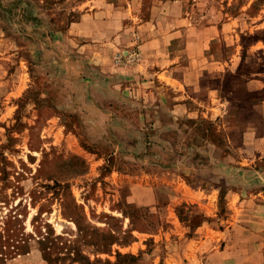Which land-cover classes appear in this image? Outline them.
<instances>
[{"label": "rangeland", "instance_id": "obj_1", "mask_svg": "<svg viewBox=\"0 0 264 264\" xmlns=\"http://www.w3.org/2000/svg\"><path fill=\"white\" fill-rule=\"evenodd\" d=\"M5 226L0 264H264V0H0Z\"/></svg>", "mask_w": 264, "mask_h": 264}, {"label": "trees", "instance_id": "obj_2", "mask_svg": "<svg viewBox=\"0 0 264 264\" xmlns=\"http://www.w3.org/2000/svg\"><path fill=\"white\" fill-rule=\"evenodd\" d=\"M76 207H77L76 205L72 204V209L74 211H76ZM67 218L69 219V221L72 220L70 216H68ZM16 220L17 218L12 216V218H6L5 222L6 223L9 222L12 224L16 222ZM71 222H73L77 231H80L76 221H71ZM45 226L46 229H49L50 231V228H48L49 226L48 225ZM49 235H50L49 233H46L45 236H38L39 238L36 240V244L39 246V251L41 253L42 260H44L47 264H56L59 259L56 256L57 255L56 253H58L61 250H65L64 255L67 256L68 258L69 256H71L69 258V262H70L69 264H74V263L80 264L78 259L79 258L82 259V258L79 256L80 254L76 252V250H73L72 247L65 246V244H61L59 246L56 243L57 241L53 242L52 240L48 239ZM21 237L22 236H19V232L13 231V229H11L8 226H5L3 227V229L0 230V262L5 261L9 257H12L14 254H16V252L19 251L21 252L25 250L27 246V242L26 239H22ZM30 239L31 238L29 235L28 240ZM105 239L107 240L108 243L105 246L102 245L96 246V251L98 252L107 251L106 249L109 248L112 244L116 243L117 241V238L112 236L111 234H107V236H105ZM54 240H58V239L54 238Z\"/></svg>", "mask_w": 264, "mask_h": 264}, {"label": "crops", "instance_id": "obj_3", "mask_svg": "<svg viewBox=\"0 0 264 264\" xmlns=\"http://www.w3.org/2000/svg\"><path fill=\"white\" fill-rule=\"evenodd\" d=\"M173 70H165V71H159V72H157V74H160L161 73V75L162 76H164L167 80H169V81H173V82H176L177 83V86H182L181 85V81L180 80H178L177 79V77H175V74H173V72H172ZM159 76V75H158ZM103 80H97V83L95 84V85H98V87L99 88H103L102 86H103ZM174 88H176V87H174ZM101 100V98L99 99V101ZM94 106H96L100 111H101V106H99V105H96V104H94ZM101 108V109H100ZM105 115V114H104ZM103 114L102 115H100L101 117L102 116H104ZM101 120H103V119H101ZM107 124H108V122H107ZM106 123H105V125H107ZM103 125V123L102 124H100V126H102ZM95 163V162H94ZM187 189V190H186ZM173 191H174V197H173V200L175 201V199H176V196H175V193L178 191V192H180V191H182V193H181V195L183 196V198L185 199V200H190L188 197H191L193 200H190V201H198V200H194V199H196L198 196H197V193H195L194 191H191L190 190V188H188L187 186H184V189H182V187L181 188H179V186H177V187H173Z\"/></svg>", "mask_w": 264, "mask_h": 264}]
</instances>
